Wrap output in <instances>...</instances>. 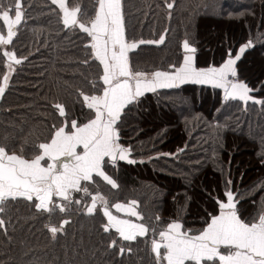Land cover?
Listing matches in <instances>:
<instances>
[{
	"label": "trees",
	"instance_id": "trees-1",
	"mask_svg": "<svg viewBox=\"0 0 264 264\" xmlns=\"http://www.w3.org/2000/svg\"><path fill=\"white\" fill-rule=\"evenodd\" d=\"M168 2L174 3L173 9H166L164 0H122L129 39H159L168 29L162 45H141L132 54L133 65L166 68L182 55L180 45L188 39L197 48V66L204 67L218 62L222 50H238L252 38L253 47L237 62L238 74L253 89L252 95L264 99V0ZM69 3L90 14L95 0ZM0 4L14 6V0ZM52 7L50 0H24L26 16L10 50L27 59L16 65L0 95V141L6 135L18 139L32 130L42 132L44 121L51 124L58 116L51 107L54 101L66 103L71 111L76 89L87 91L90 86L85 77L91 80V69L82 63V34L64 30ZM0 31L6 34L2 21ZM75 111L79 113V103ZM121 141L131 146L136 163L109 166L118 190L102 181L92 190H99L110 205L137 200L145 224L158 227L159 215L165 222L180 219L186 230L199 229L210 208V194L222 191L229 179L233 191L246 198L244 207L250 212L264 201V192L255 187L264 182V107L259 104L223 101V91L211 85L188 82L161 89L142 98ZM238 147L244 150L236 154L233 150ZM0 216L10 221L12 237L9 241L0 230V264H154L151 231L147 242L143 237L122 241L115 230L102 231L106 218L99 209L92 216L57 211L51 218L56 227L61 219L70 222L55 241L45 228L47 214L38 216L27 201L10 202ZM113 238L118 241L117 251L123 245L132 252L125 251L121 258L105 251Z\"/></svg>",
	"mask_w": 264,
	"mask_h": 264
},
{
	"label": "snow or ice",
	"instance_id": "snow-or-ice-1",
	"mask_svg": "<svg viewBox=\"0 0 264 264\" xmlns=\"http://www.w3.org/2000/svg\"><path fill=\"white\" fill-rule=\"evenodd\" d=\"M50 4L64 30L82 34V63L91 69V80L85 77L90 86L87 91L76 89L71 111L66 103L54 101L51 107L58 116L51 124L45 120L42 132L32 130L18 139L6 135L0 141V214L12 201H27L38 216L47 214L49 223L45 228L55 241L70 222L61 219L56 227L51 218L57 211L69 216L73 212L92 216L99 209L106 218L100 225L102 231L115 230L122 241L143 237L147 242L151 231L154 264H264V201L250 212L244 207L246 198L239 190L233 191L230 179L224 182L222 191L210 194V208L205 210L202 226L187 230L178 218L165 222L157 215L158 227L119 218L110 207L142 221L138 201L110 205L99 190H92L93 185L98 189L101 181L118 190L109 166L117 161L136 163L131 159V146H126L121 136L133 110L148 93L191 82L221 89L223 101L245 105L251 101L264 107V99L252 95L253 89L238 74L237 62L246 49L253 47V39L241 43L238 50H222L218 62L204 67L196 64L197 48L184 39L180 45L182 55L175 62L166 68H142L133 65L132 54L141 45H162L167 28L159 39H129L122 0H95L90 14L69 0H50ZM163 6L171 10L174 3L164 0ZM25 16L24 0H14V6L0 4V21L6 30V34L0 31V95L9 86L16 65L27 59L10 50ZM167 16L171 18L170 11ZM75 103L80 104L79 113ZM255 187L264 192V182ZM9 223L0 216V230L11 241ZM117 243L111 239L105 251L121 258L125 251L132 252L130 246L126 249L123 245L117 251Z\"/></svg>",
	"mask_w": 264,
	"mask_h": 264
},
{
	"label": "crops",
	"instance_id": "crops-1",
	"mask_svg": "<svg viewBox=\"0 0 264 264\" xmlns=\"http://www.w3.org/2000/svg\"><path fill=\"white\" fill-rule=\"evenodd\" d=\"M109 210L113 213V215H115V216H117L119 218H122V219H131L134 222H141L140 220H137L136 217L128 216L126 213H124L122 211H117L115 208H110Z\"/></svg>",
	"mask_w": 264,
	"mask_h": 264
},
{
	"label": "rangeland",
	"instance_id": "rangeland-1",
	"mask_svg": "<svg viewBox=\"0 0 264 264\" xmlns=\"http://www.w3.org/2000/svg\"><path fill=\"white\" fill-rule=\"evenodd\" d=\"M14 17V16H13ZM218 41V40H217ZM252 68H253V66H252ZM244 149H241V148H236V149H234L233 150V152L234 153H236V154H238V153H240V152H242ZM246 150V149H245ZM246 152L248 153V151H244L242 154H246ZM247 155V154H246ZM252 157V156H251ZM235 158V157H234ZM248 166H250V165H248ZM160 185H162V184H160Z\"/></svg>",
	"mask_w": 264,
	"mask_h": 264
},
{
	"label": "water",
	"instance_id": "water-1",
	"mask_svg": "<svg viewBox=\"0 0 264 264\" xmlns=\"http://www.w3.org/2000/svg\"><path fill=\"white\" fill-rule=\"evenodd\" d=\"M252 94V93H251ZM243 103V102H242ZM243 105H245L244 103H243ZM117 162H120V163H128V162H126V161H117Z\"/></svg>",
	"mask_w": 264,
	"mask_h": 264
}]
</instances>
